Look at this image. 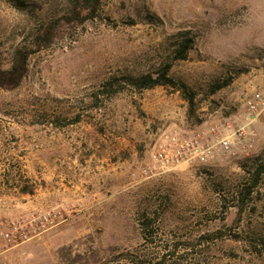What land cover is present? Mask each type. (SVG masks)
I'll return each instance as SVG.
<instances>
[{
  "label": "rangeland",
  "instance_id": "rangeland-1",
  "mask_svg": "<svg viewBox=\"0 0 264 264\" xmlns=\"http://www.w3.org/2000/svg\"><path fill=\"white\" fill-rule=\"evenodd\" d=\"M73 3L0 0V66L10 68L37 28ZM185 36L193 49L171 74L195 92L194 116L169 88L104 93L112 78L173 62ZM258 93L264 0H102L95 19L63 28L31 57L19 88L0 89V264H264V251L248 245L264 240V175L245 211L238 207L264 160V111L252 121L247 108ZM213 126L238 133L231 153L145 174L163 131ZM20 173L33 195L16 187ZM51 210L61 218L40 236L1 235Z\"/></svg>",
  "mask_w": 264,
  "mask_h": 264
},
{
  "label": "trees",
  "instance_id": "trees-1",
  "mask_svg": "<svg viewBox=\"0 0 264 264\" xmlns=\"http://www.w3.org/2000/svg\"><path fill=\"white\" fill-rule=\"evenodd\" d=\"M101 5L102 0H74L71 9L65 16L51 20L47 24L39 26L36 33L33 35L32 41L27 45L18 48L14 52L10 68L5 69L0 66V89L11 91L19 88L28 75L31 57L34 54L51 47L60 36L63 28L67 26L82 25L89 20L95 19L99 14ZM193 46V38L188 36L181 38L175 49L173 62L164 64L155 73H146L138 77L124 76L121 78H112L104 84V93L113 95L125 89L145 91L156 87L169 88L175 92H179L182 97L188 101L190 115L193 114L194 116L196 109L195 92L186 83L175 79L171 74L174 62L188 59L189 52L193 49ZM231 82L232 79L217 86V89L226 87ZM20 175V180H15V183L17 184L16 187L23 194L33 195L35 192L34 185L30 184L28 180L27 182H23V175L21 173ZM263 175L264 160H261V162L259 161V163L256 164L251 180L244 185L238 194V207L241 213L245 211L248 199L260 184ZM143 225L146 227V224ZM145 239H148L146 234ZM248 245H250L256 253L264 251V240H256L255 238L250 237ZM126 256L129 257V255L122 254L118 258H114V260L120 261L126 259Z\"/></svg>",
  "mask_w": 264,
  "mask_h": 264
},
{
  "label": "built area",
  "instance_id": "built-area-1",
  "mask_svg": "<svg viewBox=\"0 0 264 264\" xmlns=\"http://www.w3.org/2000/svg\"><path fill=\"white\" fill-rule=\"evenodd\" d=\"M247 108L250 120L254 121L264 111V94L258 93L251 98L247 102ZM237 134L228 130L220 131L216 126L192 132L176 128L163 131L157 136L149 152L145 174L157 177L195 165H208L220 155L231 153ZM243 135L245 132L240 133V136ZM60 218V212L46 211L33 218L29 227L15 222L1 235L10 243L29 241L47 231Z\"/></svg>",
  "mask_w": 264,
  "mask_h": 264
}]
</instances>
